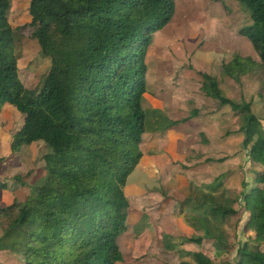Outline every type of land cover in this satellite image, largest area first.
I'll return each mask as SVG.
<instances>
[{"label": "trees", "instance_id": "1", "mask_svg": "<svg viewBox=\"0 0 264 264\" xmlns=\"http://www.w3.org/2000/svg\"><path fill=\"white\" fill-rule=\"evenodd\" d=\"M237 1L251 17L240 34L260 61L235 54L222 65L230 77L245 75L259 63L264 67V0ZM9 7V0H0V112L9 104L23 116L12 150L43 141L50 151L43 155L45 175L34 191L0 208L4 235L22 240L24 264H117V238L127 229L130 207L124 188L143 156L145 54L153 33L171 20L175 2L30 0L29 20L22 25L8 20ZM27 29L50 59L40 87L28 94L18 66ZM200 75L207 96L243 116V145L263 167L251 186L242 183L233 201L208 195L210 214L224 222L237 213L232 207L237 202L254 236L237 248L236 264H264V129L250 102L229 99L214 76ZM210 230L219 233L218 239L207 229H195L191 239L202 231V240L225 249L223 231ZM192 257L194 264H217L202 251Z\"/></svg>", "mask_w": 264, "mask_h": 264}, {"label": "rangeland", "instance_id": "2", "mask_svg": "<svg viewBox=\"0 0 264 264\" xmlns=\"http://www.w3.org/2000/svg\"><path fill=\"white\" fill-rule=\"evenodd\" d=\"M8 20L22 25L29 20L30 0H9ZM171 20L152 35L145 54L147 91L142 99L146 131L143 156L128 176L125 194L130 202L127 229L118 238L117 264H194L192 253L202 251L217 264H236L239 245L253 232L245 228L247 213L237 202V213L219 222L210 214L208 196L233 201L251 186L263 167L244 147V119L228 105L207 96L201 75L214 76L223 94L250 102L264 129V67L260 63L245 75L230 77L222 65L235 54L259 62L258 53L240 29L251 23L250 11L237 0H174ZM25 30L19 76L28 94L40 87L50 67L35 38ZM30 35V36H29ZM23 116L4 104L0 112V208L13 198L23 200L45 175L43 141L14 151L11 141ZM4 183L5 186H2ZM204 192L205 195L201 194ZM223 231L225 249L212 240H192L195 229L216 238ZM201 239V240H200ZM22 240L5 236L0 224V264H24Z\"/></svg>", "mask_w": 264, "mask_h": 264}]
</instances>
